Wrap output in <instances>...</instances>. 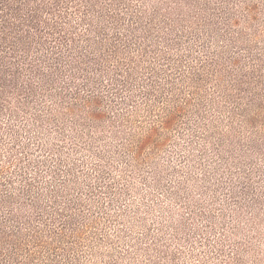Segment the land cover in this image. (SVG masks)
I'll list each match as a JSON object with an SVG mask.
<instances>
[{"label": "trees", "instance_id": "trees-1", "mask_svg": "<svg viewBox=\"0 0 264 264\" xmlns=\"http://www.w3.org/2000/svg\"><path fill=\"white\" fill-rule=\"evenodd\" d=\"M0 264H264V0H0Z\"/></svg>", "mask_w": 264, "mask_h": 264}]
</instances>
